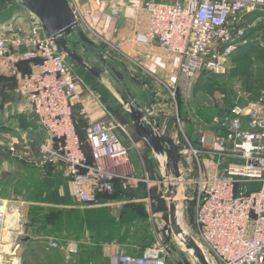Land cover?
Segmentation results:
<instances>
[{"label": "built area", "instance_id": "1", "mask_svg": "<svg viewBox=\"0 0 264 264\" xmlns=\"http://www.w3.org/2000/svg\"><path fill=\"white\" fill-rule=\"evenodd\" d=\"M68 1L84 27L88 25L83 1L93 7L101 3ZM102 1L110 3L113 15H118L130 0ZM136 11L147 23L149 39L179 58V77L193 80L203 73L226 74L229 57L238 46L247 44V29L240 24L249 14L264 15V0H143ZM30 21L28 35L22 33L21 26L13 34H0V61L13 64L20 59H42L20 90L46 133L48 145L43 152L49 162L64 166L78 205L120 207L114 198L116 181L124 188L139 182L128 167L131 150L122 141V134L130 138L129 133L124 125L107 117L91 121L82 107L80 116L88 122L85 138H81L75 120L80 82L69 69L67 55L47 38L41 21L31 13ZM237 89L232 113L203 122L206 131L197 146L186 138L187 148L182 150L176 141L182 157V186H198L195 227L210 264H264V97L253 100L250 90ZM170 93L177 97L176 89ZM145 111L147 121L156 119L152 105ZM85 145L93 156L91 163ZM156 159L168 182L164 159ZM190 159L197 162V178L186 177L193 172L188 169ZM170 184L178 183L171 180ZM181 197L178 190L180 202L184 200ZM9 207L10 201L0 200V264H23L16 248L17 241L25 237L26 223L19 210L11 214ZM47 240L50 248L58 247L57 241ZM68 252L77 254L78 246L71 244ZM172 257V243L159 236L143 256L115 254L109 264H170Z\"/></svg>", "mask_w": 264, "mask_h": 264}, {"label": "rangeland", "instance_id": "2", "mask_svg": "<svg viewBox=\"0 0 264 264\" xmlns=\"http://www.w3.org/2000/svg\"><path fill=\"white\" fill-rule=\"evenodd\" d=\"M18 1L22 2V0ZM82 4L89 5L85 1ZM18 21L16 19L13 24L9 23L2 28L0 34L18 32L20 31L19 26L22 25V33L28 35L31 32L30 18L22 21V24ZM259 23H262V29L255 28ZM251 26L245 27L247 29L246 45L253 43L256 45L255 49L248 52L250 53L249 58H238L236 56L238 50L246 45L238 46L228 59L225 75L216 78L208 75L201 77L200 75L193 80L181 79L179 85L183 89L180 90L182 96L175 99L165 88L155 91L151 89L150 85L148 86L150 89L148 91L152 92L151 97L154 102L152 112L157 118L162 134H172L180 143L182 150L187 148L186 138L190 142L192 139L198 141L206 131L201 126L203 122L215 117H227L232 113L238 100V86L240 89L248 91L247 83H250L252 99L258 100L264 97V19L257 20ZM3 71L7 75L13 74L14 64L0 61V72ZM4 83L0 82V200L11 201L10 213L19 210L26 223V220H30L31 211L27 205L20 203L22 199L19 200V198L33 193L31 192L33 184L42 180L41 174L44 173V169L49 167L54 173L63 172L64 177L67 176L65 169L62 168L64 166L49 162L47 155L43 152V147L48 145L47 137L37 132L38 121L27 98L20 90L19 81H10L9 85ZM197 87L200 88L198 91H196ZM99 89L103 92L102 97L110 106L113 114L121 117L124 113L122 106L104 87H99ZM134 156L132 166L134 168L130 172H134L132 174L139 182L131 188H124L127 190L122 192L120 197L118 196L119 200L115 198L116 202L122 204L120 208L116 206V210L108 209L113 213L112 215H116L122 211L124 206H135L138 209V215L134 222L125 224V227L123 225V229L128 231L127 239L122 243L106 245L103 249L104 256H96L90 264H108L107 259H111L115 254L137 255L140 253V248L148 246L153 240L156 242L159 236L172 238L174 250H176L171 258V264H195L192 256L182 246H179L169 228H166L169 223L168 204L165 199L168 182L164 181L163 174L152 175L150 171H146L143 156L139 157L138 153H135ZM186 157H188L187 153ZM188 169H192L193 172L188 174L187 178L198 177V166L195 159L193 161L190 159ZM197 188L196 184H187L179 190L180 196L182 195L181 200L184 196V200L180 202L181 224L188 233L196 238ZM8 196L14 197L5 199ZM48 231V233L46 231L42 235H32L33 237H31L26 233L25 226V237L22 239H26L28 236L33 241L30 243L24 241L22 244L17 241V257L23 260V254L26 251H31L32 264H39L38 261L41 264H78L83 247L91 246L92 242H95L94 239L91 240L90 232L86 238L76 240L75 236L57 232L51 225L48 226ZM47 238L57 241L58 247L50 248ZM71 244L78 246L77 254L68 252V247Z\"/></svg>", "mask_w": 264, "mask_h": 264}, {"label": "crops", "instance_id": "3", "mask_svg": "<svg viewBox=\"0 0 264 264\" xmlns=\"http://www.w3.org/2000/svg\"><path fill=\"white\" fill-rule=\"evenodd\" d=\"M100 2L101 8L96 4L94 5L95 7L90 5L84 6L83 17L88 26L82 27L93 41H95L97 44H100L104 48V50H106V54L110 59L117 63L119 68L126 70V72L136 80L137 83L132 85V89L137 95L138 99L145 101L144 106L148 107L152 105L153 107L154 105L153 97H151L152 92H149V85L152 87L151 89L155 91L160 88H165L169 92L172 89H176L179 92L180 90H183L179 85V82L181 81V78L179 77V58L175 55L161 50L156 42L149 39L147 34V23L136 11V8L143 2V0H130L128 6L124 9H120L117 16L113 15L112 5L110 3L102 0ZM253 14L256 15L257 13ZM258 14L259 16L251 25H253L257 20L259 21L264 19V15H262L261 13ZM29 18L30 12L28 11L27 7L26 9L23 8L15 14L14 18L10 22L1 23L0 30L7 26L9 23L13 24L16 19L19 20L18 22H21L22 24V21L24 22ZM251 25L249 27H252ZM67 62L72 75H74L80 82L78 95L79 103L75 107V120L77 122V129L81 138H85V126L88 122V119L80 116L81 108L85 107L88 111L90 120L93 122H98L107 117L111 121H116L117 123L124 125L129 133L130 138L132 139L131 141L127 135L122 134V141L124 145L129 147L131 150L129 161L130 163L128 165L130 171L134 168H132L135 157L134 154L138 153L139 157L143 156L146 171H150L152 175H162L163 173L156 157L152 152L149 151V146L145 141L139 139L135 134L131 120L127 113V109L123 102H121V99H119L120 97L118 96L115 88L116 85L111 77L105 75L102 80H99L93 77L88 71L74 63L69 58ZM0 74L7 75V73L4 71L0 72ZM212 76L214 78L221 77L215 75ZM99 87H104V89L112 95L114 100H116L118 104L122 106L124 113L121 117L115 116L113 114L110 106H108V104L104 100V97H102L103 92L101 91V89H99ZM35 118L37 119L36 116ZM37 129V132H39V134L46 137V133L41 129L39 123L37 125ZM170 135L176 141L172 134ZM67 186L69 188L72 200V207L75 209L86 210L112 208L116 210L118 207H82L75 202L72 196L69 178ZM29 196H31L30 199L28 198ZM13 197L14 196H12L11 198ZM11 198L10 196H8L5 199ZM35 198V193H31L23 196V198H19V200L22 199L20 200V203L22 205H27L30 210L31 207L37 205V201L35 200ZM117 199L119 200L120 198ZM105 202L106 200L102 201V203ZM116 203L118 205H122L118 202ZM139 250L142 249L140 248ZM127 255L133 257H141L138 254Z\"/></svg>", "mask_w": 264, "mask_h": 264}, {"label": "water", "instance_id": "4", "mask_svg": "<svg viewBox=\"0 0 264 264\" xmlns=\"http://www.w3.org/2000/svg\"><path fill=\"white\" fill-rule=\"evenodd\" d=\"M28 11L35 15L45 27L47 38L66 54L74 63L88 71L93 77L102 80L105 75L111 77L116 91L127 109L132 127L137 137L147 143L149 151L165 161L164 174L169 180L165 193L168 203L169 229L177 242L188 252L195 264H210L201 242L188 233L181 224L180 200L178 190L182 187L180 171L181 151L179 145L169 133H161L154 118L145 119L144 100L138 99L132 89L136 80L120 69L117 63L107 57L100 44L93 41L82 28L68 0H24ZM173 180L178 184H170ZM21 239L20 243L28 241Z\"/></svg>", "mask_w": 264, "mask_h": 264}, {"label": "trees", "instance_id": "5", "mask_svg": "<svg viewBox=\"0 0 264 264\" xmlns=\"http://www.w3.org/2000/svg\"><path fill=\"white\" fill-rule=\"evenodd\" d=\"M169 1L172 2L173 0ZM23 8L26 9L24 0H22V2L18 0H0V24L10 22L15 14ZM258 16V13L256 15L251 14L247 16L245 21L240 24V27H249ZM255 28L262 29V23H259ZM255 46L256 45L253 43H250L249 45L240 47L236 56H238V58H249L250 53L248 52L253 51ZM26 51V49H22V52ZM13 64L15 66L14 73L11 75L1 74L0 82H5L4 84L9 85L10 81L16 82L17 80L21 85V83L42 64V59L39 57L20 59ZM124 71L126 72V70ZM239 71L243 73L241 69H239ZM206 75L214 78L210 73H203L201 77ZM199 89L200 88L197 87L196 91ZM247 89L252 91V85L250 83H247ZM181 96V92L177 91V97ZM191 142L196 146L198 145L197 139H192ZM84 149L89 162H93V156L89 147L85 145ZM41 175L42 180L35 182L33 184V189H31V192H35L37 205L31 207L30 220L28 219V221H26V233L29 236L42 235L46 231V233H48V226L50 225L56 229L57 232L75 236L76 240H80L83 237L86 238V235L90 232L92 234L90 238H92L91 240L94 239L95 242H92L91 246L85 245L83 247L78 264H90L96 256H104L103 249L106 245L122 243L127 239L128 231L123 229V225L125 227V224L134 222V219L138 215V209L135 206H124L122 211L116 215H112L113 213H111L108 208L75 209L72 208V200L67 186L68 178L64 177V173H54L49 167H46L44 173ZM126 190L127 189H124L120 181H116L114 198H119L122 192ZM30 198L31 196H29V199ZM167 239L173 245L172 238L168 236ZM32 241L33 240H30L28 243ZM153 245L154 240L148 246L142 248L138 255L143 256L146 250L145 248L152 247ZM175 250L173 245V254ZM31 259V251H26L23 254V264H32ZM106 262L109 264L110 258L107 259ZM38 263L41 264L40 261H38Z\"/></svg>", "mask_w": 264, "mask_h": 264}]
</instances>
